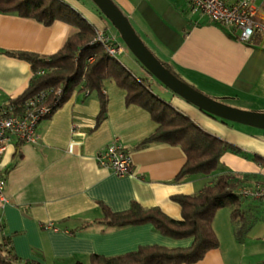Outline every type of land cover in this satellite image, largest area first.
<instances>
[{"label":"crops","instance_id":"0c3cea01","mask_svg":"<svg viewBox=\"0 0 264 264\" xmlns=\"http://www.w3.org/2000/svg\"><path fill=\"white\" fill-rule=\"evenodd\" d=\"M62 1L120 46L118 32L91 0ZM111 2L154 57L184 83L212 100L227 106L236 104L229 105L234 109L264 113V35L242 42L236 29L193 11L187 0ZM263 3L256 1L258 12ZM74 31V27L60 21L46 27L16 14L0 13V105L19 97L32 78L27 62L6 53L49 57ZM121 48L123 55L125 50ZM140 71L139 76L149 78L144 70ZM104 86L108 104L102 123L96 124V95L76 93L51 117L38 123L36 144L12 143L0 156V171L6 182V202L0 201V241L9 238L22 260L89 264L92 255L115 257L142 246L176 249L192 243L191 239L164 237L149 224L121 229L92 226L71 233L99 219L101 205L121 213L136 202L180 220V208L172 198L197 193L213 180L214 174L177 180L184 155L176 147L152 144L135 149L156 124L143 109L127 106L125 92L112 81H106ZM159 89L162 99L192 122L239 149L223 154L215 174L233 173L245 180L244 189L261 187L257 184L264 183V166L253 158L264 160L262 137L256 133L249 137L234 123L214 119L165 87ZM112 144L128 148L130 175L118 177L98 166L97 154ZM244 200L243 208L257 217L245 236L237 239L229 210H218L212 228L219 247L195 264H264V197Z\"/></svg>","mask_w":264,"mask_h":264},{"label":"trees","instance_id":"16d2710c","mask_svg":"<svg viewBox=\"0 0 264 264\" xmlns=\"http://www.w3.org/2000/svg\"><path fill=\"white\" fill-rule=\"evenodd\" d=\"M263 8L264 3L262 10L254 17L256 22L264 23ZM0 13L16 14L46 27L60 21L74 27L75 30L62 48L52 56L6 53L27 62L32 70V78L19 97L5 101L4 108L13 107L15 110L12 112L25 116L26 112L45 106L48 112L40 117L41 121L51 117L74 94L84 92L97 97L99 112L96 124L99 125L107 117L108 98L104 93V84L106 81H112L125 92L127 106L134 105L143 109L156 124L155 129L140 140L135 149H144L152 144L180 149L184 155V164L177 175V180L196 175L211 176L214 174L212 182L199 192L172 198L180 208V220L168 217L156 207L145 208L136 202L131 203L130 208L121 213H113L101 205L102 216L99 219L87 222L71 231V233H76L92 226L102 229H121L149 224L164 237L174 240L191 239L190 247L169 249L156 245L142 246L134 252L115 257L92 255L89 257V264L198 263L206 253L219 247V240L212 228V222L215 213L220 209L229 210L236 238L240 240L245 236L251 224L257 220L256 216L249 214V211L243 208L245 200L239 190L244 188L246 182L230 172L215 174L223 154L227 151L236 153L239 151L237 147L203 130L162 99L161 95H157L152 86L154 83L162 86L161 83L141 65L140 68L147 73L149 78L134 75L118 60L119 55L109 56L103 46L94 41L96 30L93 25L66 2L62 0H0ZM261 37L259 33L253 36L254 39ZM111 44L116 45L115 42ZM163 65L181 80L165 64ZM41 72L43 74H40ZM206 115L219 119L209 114ZM219 120L227 123V121ZM126 150L129 151L128 148ZM253 159L264 166V160L260 157L254 156ZM257 185L264 187V183ZM1 230L0 225V232ZM0 264L42 263L20 259L14 252L11 240L2 238ZM73 264L82 263L75 261Z\"/></svg>","mask_w":264,"mask_h":264},{"label":"built area","instance_id":"2783aa9c","mask_svg":"<svg viewBox=\"0 0 264 264\" xmlns=\"http://www.w3.org/2000/svg\"><path fill=\"white\" fill-rule=\"evenodd\" d=\"M256 1L241 0L230 3L231 0H187L193 11L200 12L212 22L236 29L242 42L252 40L255 33L264 35V23L256 22L254 19L258 13ZM94 41L101 44L105 52L111 57L122 54L123 49L120 46L112 45L111 42L114 41L100 31H96ZM5 104L0 105V156L12 143L36 144L38 141L36 127L40 122V117L48 112L45 106H41L31 112H26L27 115L21 116L12 112L15 110L13 107L4 108L3 105ZM96 161L99 167L111 170L118 177L131 174L132 161L129 151L120 144H112L106 147L97 155ZM5 185V179L0 171L1 202H6L3 197ZM239 193L243 198L261 199L264 197V187L253 190L242 188Z\"/></svg>","mask_w":264,"mask_h":264},{"label":"water","instance_id":"95a60500","mask_svg":"<svg viewBox=\"0 0 264 264\" xmlns=\"http://www.w3.org/2000/svg\"><path fill=\"white\" fill-rule=\"evenodd\" d=\"M119 33L127 49L138 63L151 74L163 87L177 97L196 107L200 111L223 121L264 130V115L236 110L201 94L194 88L176 78L145 47L141 39L131 28L125 16L114 6L111 0H91ZM264 11V8H263Z\"/></svg>","mask_w":264,"mask_h":264},{"label":"rangeland","instance_id":"374dc122","mask_svg":"<svg viewBox=\"0 0 264 264\" xmlns=\"http://www.w3.org/2000/svg\"><path fill=\"white\" fill-rule=\"evenodd\" d=\"M111 28L112 25H111ZM114 29V28H113ZM115 30V29H114ZM119 34V33H118ZM118 42L120 44L121 47L124 48L125 50V53L123 55H119L117 58L118 60L124 65L126 66V68L131 71L132 73H134V75L136 76H139L140 74V64L138 63V61L135 59V57L133 56V54L127 49V47L124 45V43L122 42L121 38H120V35H119V39H118ZM159 86L158 83H154L153 86H152V89L153 91L157 94V95H160V89H159ZM162 96V95H161ZM214 100V99H213ZM225 102V101H224ZM218 103H221V104H224L223 102H218ZM229 105H232L233 103H228ZM225 105V104H224ZM228 105V106H229ZM236 106V104H233ZM229 107H232V106H229ZM232 108H235V107H232ZM236 110H240V109H236ZM242 111H246V110H242ZM246 112H251L250 110L246 111ZM256 113V112H254ZM260 114V113H258ZM264 115V113H263ZM228 123V122H227ZM230 124V123H228ZM233 126L237 127V128H242V130H245L248 134H249V137H253V133H256L255 135L258 136V137H262V139H264V131L263 130H259V129H256V128H249V127H243V126H240L239 124H234Z\"/></svg>","mask_w":264,"mask_h":264}]
</instances>
